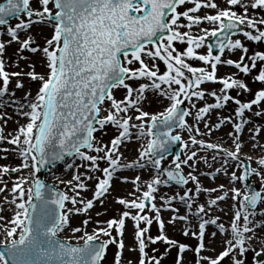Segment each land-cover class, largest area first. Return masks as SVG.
<instances>
[{
	"label": "snow or ice",
	"instance_id": "1",
	"mask_svg": "<svg viewBox=\"0 0 264 264\" xmlns=\"http://www.w3.org/2000/svg\"><path fill=\"white\" fill-rule=\"evenodd\" d=\"M33 3L36 5L35 8ZM226 3L229 9L218 10L216 15H205L201 18L190 13H196L201 8L218 9L214 0H207L206 3H201L199 0H2L0 2V26L9 25V20L12 18L19 21L14 27L7 28L8 43H18L20 53L24 51L42 53L47 69L46 74L43 75L37 74L34 70L28 73L6 72L2 59L6 45L0 42V80L3 82V86L0 87V106L17 103L15 100H4L6 96H15V93H9L8 90L10 76L27 75L32 81L40 82L35 97L29 99L31 97L29 92L23 98L27 103L18 105L22 115L27 118V123L18 129L12 139L7 140L8 144L16 146L21 157V167H0V177L23 169H29L32 177L31 186L25 188L24 185L28 181L22 178L15 181L10 190L12 199L7 202L15 205V213L4 226L6 243L0 245L3 248V251H0V264H101L106 250L113 244L117 248L115 264H121L124 243L122 239L116 240L113 231L116 236L122 237L126 219L134 221V236L140 254L139 264H160V260L155 257L149 261L145 251L147 242L156 244L161 240L165 244L177 246L175 241L167 239L163 234L156 238L150 236L145 238V233L149 229L141 227V222L151 225L153 221L150 217L139 213L144 212L146 202L155 200L154 193L161 184L167 186L169 182H174L182 186L187 185L190 179L196 183L195 191L197 193L202 191L195 175L189 173L186 178L180 171L182 165L193 167L189 161L197 156V152L186 154L184 160L176 155L172 162L176 171L166 170L162 165L165 153L172 145L181 144V151L188 148V144L179 134H172L176 128L187 130L190 134L193 130L186 122V117L191 115V111L183 109L181 105L186 100L191 102L193 97L203 99L205 93L199 89L206 82L222 84L221 91L225 93L234 87L245 92L250 91L245 83L232 77L217 80L218 64L235 67L239 72L248 75L251 69L257 67V61L264 62V53L257 52L254 56L248 57L251 61L249 67L245 62L248 49L240 40L230 38L231 35L236 34L235 30L239 25L256 29L257 24H264V19L256 21L247 18L248 8L264 9V0H249L248 3L245 0H226ZM185 4L195 6L188 8L187 11L178 12V7ZM234 6L243 8L244 15H237L236 11L230 10ZM21 16L26 17L27 22L20 19ZM181 18L187 23H180ZM205 21L218 26V29L217 27L211 31L201 29L205 35L199 37H193L190 32L179 31L181 28L191 29L193 25ZM33 25H47L52 28V35L46 40V46L42 48L33 46L35 41L31 35L23 41L19 39V33H27ZM256 31L255 35L247 31L243 35L249 41L264 42V31L258 29ZM218 32L222 35L218 36ZM208 37L217 38L221 54L225 51L241 50L244 55H241L239 62L231 59L224 61L220 55L213 56L211 47L208 48L206 55L197 54L195 49L202 47ZM174 42L186 44V50L178 52ZM148 45H152V48L148 49ZM144 57L153 64L151 66L147 64ZM20 59L26 57L20 56ZM193 59L209 65L211 71L192 67L185 62ZM157 61H162L166 67L163 74H158ZM29 67L34 69V65ZM186 73H190L191 76ZM254 79L264 84V68L259 69V74ZM140 80H146L148 83H141L137 88L127 83V81ZM162 85L168 87L163 88ZM16 87L23 88V84L17 82ZM117 88L127 90L123 100L118 101L113 95V89ZM149 91L169 101L163 111L155 114L142 111L143 103L148 100ZM211 95L216 97L215 93ZM232 99L227 94L216 97V103L196 111L195 119L203 120L210 109L223 107L221 100L227 102ZM106 101L110 102L109 108L103 107ZM234 102L239 105L236 116L242 121L241 124L233 125L235 135L229 134L233 136L235 151L191 138L193 145L198 144L200 148L214 153H224L222 168L216 169V173L222 170L227 172L226 166L229 160L239 161L242 147L239 134L242 124L246 122L243 121L244 112L246 109L250 110L253 105L264 102V90L258 91L250 103L241 104L239 100ZM24 108L29 111H23ZM129 109L137 113L134 119L140 123L131 122L133 116L128 114ZM256 115L259 116L261 113L257 112ZM226 122L232 121L229 119ZM107 125L118 130V135L110 141V146L102 144L94 135L98 131L102 132ZM219 126L217 124V127ZM205 127L209 126L205 124ZM133 128L137 130L135 133L131 131ZM196 134H201L198 128ZM133 135L137 139L147 138L146 143L141 144L136 161L122 165L120 163L122 153L119 152V148L130 141ZM2 139L4 137L0 132V140ZM0 151H8V149H0ZM66 158L88 162L90 167L86 172L102 173V178L97 177L98 183L95 186L93 199L88 200L87 203L70 197L66 192L55 190L38 177L42 170L50 171L61 163H65V171L72 168L73 164L66 163ZM212 159L215 161L217 156L213 155ZM100 161L106 162L107 166L100 168ZM204 162L207 164L206 158ZM257 164L259 170L238 164L237 167H244L243 174L237 175L236 172L231 174L232 184L237 181L243 183L252 175L260 177L261 190L257 191L248 184H245L243 193L235 187L231 188L233 193L231 198L238 202L239 208L230 221V229L218 224V218L205 220L201 214L207 216L208 212L203 205L196 212L191 213L202 221L199 223L198 235L193 233L199 241L193 249L198 257L196 264L202 262L221 264L226 257H231L232 264H245L243 259H238L232 253L238 250L239 256L243 257L249 251V247L245 245L254 238L247 234L254 233L256 228L264 227V221L257 223L254 219L257 216L264 217V212L256 211L257 205L264 202V158L259 159ZM149 165L156 175L146 184L147 190L131 201L123 198L116 201L125 209H137L138 214L131 215L129 211H124L119 218L106 221V227L98 226L91 234L85 231L79 237L83 240L82 245L73 246L57 239L58 234L66 229H69L73 235L82 231L79 227L71 226L70 216L73 210L76 213L86 212L94 206V201L100 200L103 203L101 198L109 192L114 173L126 168L143 169ZM77 167H84V164ZM161 176H166L167 179L162 180ZM92 178L90 175L86 176V179ZM73 181L76 184L70 189L71 191L79 195V191L86 190L79 174L73 175L66 183L71 185ZM131 182L139 191L140 177H136ZM5 190L0 188V193ZM203 191L216 192L218 189H203ZM226 196L227 193L210 200L208 208L215 206L217 200L226 199ZM192 199L194 198L187 194L180 196L181 202H184L189 210L192 209V204L188 201ZM66 202H70L73 208L66 209ZM78 203H84V207L76 209ZM150 210L156 213L155 219L163 230L160 210L155 204H152ZM171 210L176 211V209ZM186 219V216H174L169 223ZM83 223L86 227L89 221L85 220ZM9 224L10 227L7 226ZM208 224L215 225L221 235L230 233L231 236V239L225 240L224 250L215 258L200 255L205 250L204 240ZM183 234L188 236L189 232L185 230ZM216 235L217 232H212L211 238L215 239ZM102 236L108 239H100ZM178 249L180 254L189 250L183 244L178 245ZM252 250L255 252L254 260L261 258L256 260L255 264H264V247L260 251ZM177 264H180L179 256Z\"/></svg>",
	"mask_w": 264,
	"mask_h": 264
},
{
	"label": "bare ground",
	"instance_id": "2",
	"mask_svg": "<svg viewBox=\"0 0 264 264\" xmlns=\"http://www.w3.org/2000/svg\"><path fill=\"white\" fill-rule=\"evenodd\" d=\"M201 3H206L207 0H199ZM214 2L218 5V9H211V8H201L196 13H190V15L193 16H199L203 18L205 15H216L218 10H224L229 9V5L226 3V0H214ZM246 3L249 2V0H245ZM35 3H33L34 5ZM194 4H185L181 5L178 8L182 9L183 11H187L188 8L194 7ZM230 10L236 11L237 15H244L245 10L239 6H234ZM247 18L254 19L256 21H259L261 19H264V9H251L248 8L247 10ZM20 19H24L25 22H27L26 17H21ZM181 23H187V21L183 20L181 18ZM18 20H15L11 22L10 26H15L16 23H18ZM214 26L211 23L205 21L201 23L200 25H193L192 30L188 31L193 37H199L205 35L201 29H207L211 31ZM194 28V29H193ZM256 29L260 31H264V24H257ZM256 29H250L247 28V32L250 34H257ZM181 32H187L184 28L179 29ZM48 33V26L47 25H37L34 28H30L27 33L20 32L19 33V39L23 41L26 39L29 35H31L34 40L37 41L38 47H44L46 46V41H44L43 37L46 36ZM52 35V32L49 33L47 36V39H50ZM209 38V37H208ZM207 38V39H208ZM46 39V40H47ZM206 39V40H207ZM240 40L242 45L248 49L247 56L245 60L251 64V61L248 60V57L254 56L257 52L264 53V42H255V41H249L244 35L243 38L241 37H234L232 40ZM9 37L4 32L0 31V42L5 43L6 49L4 52V55L2 59L5 63H8V65L11 63L12 60L18 59L20 56L25 55V53L18 52V49L20 45L16 42H13L11 44L8 43ZM205 40V42H206ZM204 42V44H205ZM174 47L177 49L178 52H183L186 50L187 45L181 44L179 42H174ZM151 49V48H148ZM195 52L200 55H205L204 53V45L198 49H195ZM241 55H244L241 50H235L233 52L225 51L221 55V59L226 61L228 59H231L233 61H236L237 58H240ZM26 57V56H24ZM146 58V57H145ZM27 61V67L26 71L22 69L24 72H28L29 70L33 71L36 70L38 73L47 72V69L45 67L46 60L43 57L42 53H37L35 56H29V59ZM186 63L190 64L192 67L196 68H204L207 71H211V68L209 65L204 64L202 61L198 60H186ZM149 63L152 65L153 62L149 60ZM29 65H34V69L29 67ZM138 66V65H137ZM156 67L159 69L158 74H163L166 71V67L163 64L162 61L156 62ZM264 68V62L257 61V67L251 69L250 73L248 75H244L243 73L239 72L238 69L232 66H227L226 64H218L217 65V71H216V78L217 80L225 79L227 77H232L236 80H240L243 83H245L250 91H243L239 88H232L225 92H222L221 89H223V85L220 83H214V82H206L200 86L199 90L204 91L205 97L203 99H196L195 97L192 98L191 102L185 101L183 106H185L186 110L191 111V115L186 117V122L188 125L192 127L191 134L187 130H179V135L181 136V139L188 144V148H185L184 151H181L182 145L179 144V150H180V158L181 160L186 159V154H191V152L195 151L197 152V156L194 157L192 161H189V164L193 165V167H188L187 165H182L181 170L185 175L191 173L192 175H195L197 177V181L202 189L200 193H197L195 191L196 189V183L192 182L189 179V183L186 186L189 188L187 190V195L193 197L194 199L189 200L188 203H191L194 206L195 203L199 202L201 205H203L206 208V211L208 212L207 216H203L205 220L208 219H216L218 224H223L225 228L230 229V221L233 218L234 212L239 208V204L237 201L232 200L233 193L231 192V188L235 187L238 189V186L236 184L231 183V174L232 172H236L240 169V167H237L238 164H241L243 161H247L249 163V166L252 168H258L257 161L261 158H264V148L261 147L264 142V102H261L258 105H253L250 110L246 109L243 115V121H246L242 124V130L239 134V142L241 143L242 147L240 150V159L239 161H231L229 160L227 164V172L220 171L219 173H216V169L222 168L223 164V156L224 153H214L212 151H208L205 149L200 148V146L193 145L191 143V138L194 137L195 139L199 141H203L204 143H212V144H218L221 145L225 149H229L232 151H235V147L233 145V136L229 135L232 133L235 135L234 130V124H241V118L236 116V110L238 109L239 105L236 104L234 101L239 100L241 104H244L245 102L250 103L254 98L255 94L258 91L264 90V84L255 81V76L259 74V69ZM20 70V69H19ZM186 75L191 76L190 73H186ZM21 76H10L9 77V86L8 90L9 93H15V96H6L4 100H15L16 104H4L0 106V132H2V135L4 139L0 140V149H8V151H0V167H9V168H19L21 167V157L19 155L18 150L16 149L15 145H11L7 143V140L12 139V137L16 134L18 129L25 125L27 123V118L22 115L20 112L18 105L20 104H26L27 101H25L23 98L25 95L29 92H31V99L32 97H35L37 90L39 88L40 82L39 81H32L27 75H25L24 81H21L20 83L23 84V88H17L16 84ZM186 82V81H184ZM132 87L137 88L141 83H148L146 80L141 81H127ZM3 86L2 80H0V87ZM163 88H167V85H162ZM173 87H176L173 85ZM124 88H117L113 89V95L115 98L119 100H123L126 93L123 94ZM211 93H215L216 97H220L224 94L229 95L232 97V100H229L227 102H224L223 100L220 101V103L223 105V107L219 109H210L209 112L204 116V119L201 121H197L195 119L196 111L204 106H207L209 104L216 103V97L211 95ZM148 100L143 103L142 105V111L148 112L150 114H155L160 111H163L165 107L168 106L169 101L159 97L157 95H154L151 91L147 93ZM193 105L195 107H193ZM104 108L110 107V102H105V105H103ZM23 111H29V109L24 108ZM259 112L261 115H256V113ZM105 113H102L104 115ZM129 115L133 116L132 123H140V121H136L134 119L135 113L134 110H129ZM231 120L232 122H226L228 120ZM225 121V122H222ZM205 124H207L209 127L206 128ZM217 124L220 126L217 127ZM199 129L200 135L196 134V129ZM257 129H259V132L257 133ZM5 131V133L3 132ZM133 133H135L137 130L133 128L131 130ZM99 134H102V139L100 142L102 144L109 145V141L113 138H115L118 135V130L111 125H107L105 129L101 132L98 131ZM8 136V137H7ZM142 139L146 138H140L137 139L135 135L132 136L130 141L125 142L122 144L119 148V152L122 153V159L120 163L126 164V163H132L138 159V156L135 154L130 153V150L132 148H135L139 145ZM92 155H95V153H90ZM216 155L217 159L213 161L212 156ZM248 157H251V159H248ZM205 158L207 159V164L204 162ZM82 162L84 164V167L82 169V181L84 184H86L85 187L91 188L92 186L96 185L98 183V179L102 178L99 174L100 172H86V169L90 167L88 162L80 161L79 159H70L67 161V163H72L73 166H75L76 163ZM105 162L100 161L99 166L100 168H103ZM147 169V168H146ZM146 169L144 172H146ZM142 175L141 172H138L135 168L130 169H123L121 171H117L113 175V179L111 180V187L109 189V192L102 197L103 203H101L100 200L94 201V206L91 208L93 211H86V212H80L76 213L75 210H73V213L70 216V223L73 227V224L78 221H85L88 220L90 222L91 217L94 218H101L104 219L105 217H110L111 219H117L119 218L120 214L124 211H129L131 215L138 214L137 209H125L124 206L118 204L116 201L117 199L123 198L126 200H133L135 199V196H133L134 193L130 192V184L129 181H131V178L133 177V174ZM63 174H66L65 170H54L51 169L50 171H47L46 178L49 179L47 182L52 184L55 188L59 189L61 192H66L70 197H75L77 200H83L84 203H87L89 199L88 194L84 191H79V195L76 194V192L71 191L72 185H69L67 183H63L62 177ZM215 174V175H212ZM92 176V179H86V176ZM25 179L28 181L27 184L30 183V179L32 178L30 176V170L29 169H23L19 172H10L8 174L3 175L0 177V188H5L6 190L2 193H0V217H3V219H0V245H3L6 243V236L4 232V226L6 225V222L10 221L15 213V205L9 204L7 201H10L12 199V195L10 193V190L13 186V183L15 181H19L21 179ZM44 179V180H45ZM126 180L124 185H122V181ZM143 183V182H142ZM144 184V183H143ZM249 184L251 187L256 189L257 191L261 190V182L260 177L252 175L249 178ZM26 185V184H25ZM24 185V186H25ZM221 185L223 188L221 189ZM218 189L216 192H207L203 191V189ZM239 190V189H238ZM166 194L169 196V199L166 201H171L169 203L170 205L163 204L160 196L161 193ZM181 193V192H179ZM227 193L226 199L224 200H217V204L211 208H208L209 201L212 199H216L218 196L224 195ZM155 200L152 201V204H155L156 208L160 210L159 215L160 219L163 221V230H161L159 222L155 219L156 213L155 212H149V213H139L140 215L148 216L152 219V224L147 225L143 221L141 222V227H148L149 231L145 233V238L152 235V238H155V235H161L167 237V239L175 241L177 246L165 244L166 246H169L170 249L165 251L162 254V258L165 261V264H177V258L180 257V264H196V261L198 259L195 251V247L198 245L199 241L195 238L193 233H196L198 235L199 232L195 231L194 223L202 222L197 216L192 215L187 211L186 204L184 202H181L179 194H176L172 190H167L166 192L157 190L156 193H154ZM7 198V199H6ZM84 203H78L76 204V209H82L84 207ZM66 209L73 208V205L70 202H66L65 204ZM192 207L191 211L196 212L194 208ZM171 209H176V211H172ZM256 211L258 212H264V202H261L257 205ZM100 215H97V214ZM192 215V216H189ZM174 216H186V220H176L173 223H169V221ZM255 222L259 223L261 221H264V217L257 216L254 218ZM10 227V224L7 225ZM251 226V225H250ZM134 229V223L131 221V219H126L125 221V228L123 232V236H116V240H123L124 248L122 250V258H121V264H133L135 257H137V250L138 246L135 241V236L133 234ZM187 230L189 232L188 236H185L183 233ZM217 232V235L215 239L211 238L212 232ZM59 235H67L71 236L72 232L69 229H66L65 231L59 233ZM247 235L254 236L253 240L249 241L248 244H246V247H249V251L246 252V254L241 257L238 254V250L232 255H236L238 259H243L245 261V264H251L250 263V254L254 251L252 249H255V251H260L262 247H264V227L256 228L254 233H248ZM151 237V236H150ZM226 239H231L230 233L221 235L219 233V230L216 228L215 225L208 224L206 225V234H205V250L200 254L201 256L206 257H212L215 258L219 255L220 252L224 250L226 247V244L224 243ZM186 245L189 250L185 251L183 254L179 253L178 245ZM110 249L113 252L117 250L116 245H110ZM131 249H136L135 251H132ZM115 262V260H114ZM202 264H206V262H202ZM221 264H232L231 257H226Z\"/></svg>",
	"mask_w": 264,
	"mask_h": 264
},
{
	"label": "rangeland",
	"instance_id": "3",
	"mask_svg": "<svg viewBox=\"0 0 264 264\" xmlns=\"http://www.w3.org/2000/svg\"><path fill=\"white\" fill-rule=\"evenodd\" d=\"M0 2H2V0H0ZM33 7L35 8L36 5L34 4ZM177 11H178V12H182V9L178 8ZM21 17H24V16H21ZM15 20H17V19H14V20L10 21V22H9V25H5L4 27H0V31L4 32V35H5V34L7 33V28L10 26L11 22H13V21H15ZM179 22L181 23V21H179ZM199 25H200V24H199ZM35 26H37V25H33L31 28H34ZM240 26H241V28H242L240 34H238V35H236V36H232V37H230L231 39L234 38V37H241V38H243V33H244L245 31H247V27H246V25H240ZM184 29H185L187 32L192 30V29H189V28H184ZM193 29H194V28H193ZM217 29H218V28H217ZM52 31H53L52 28L48 27V33L46 34L45 37H43L44 41H46L47 36H48L49 33L52 32ZM6 35H7V34H6ZM210 38H211V37H209V38L206 40L205 44H204V53H205V55L207 54V51H208V48H209V46L207 45V42H208V40H209ZM34 41H35V44H34L33 46H37V41H36V40H34ZM147 48H152V45H148ZM23 53H25V55H23V56H26V59H20V57H19V60H18V59H15V58H14V60H12L11 63H10L9 65H8V63H5V62H4V63H5V69H4V70H5L6 72H8V73H13V72H22V73H26V72H24V71H26V70L28 69V68H26V67H27L26 65L28 64L26 60L29 59V56H35L37 53H31V52H28V51H24ZM219 55L221 56L222 54L220 53ZM213 56H214V55H213ZM144 59H145V62L151 66V64L149 63V59H148L147 57H146V58L144 57ZM239 60H240V58H237L236 62H239ZM150 61H151V60H150ZM245 62L248 63L246 60H245ZM248 64H249V67H251V64H250V63H248ZM21 65L23 66L22 69H23L24 71L21 70ZM136 66H137V65H136ZM242 66H243V65H242ZM137 67H138V66H137ZM19 69H20V70H19ZM31 70H32V69H31ZM31 70H29L28 72H31ZM34 71H35L37 74H41V75L46 74V71H45V72H42V73H40V72L38 73L36 70H34ZM28 72H27V73H28ZM23 76L25 77V75H21V77L19 78V80H18L17 82L24 81ZM140 81H141V80H140ZM137 82H138V81H137ZM38 85L40 86V84H38ZM126 91H127V90L125 89V90L122 92V96H123L124 93H126ZM124 95H125V94H124ZM124 97H125V96H124ZM124 97H123V98H124ZM245 103H247V102H245ZM181 106H183V105H181ZM183 107H185V106H183ZM129 110H130V109H129ZM179 130H180V129L177 128V129L174 131V132H175L174 135L179 134ZM3 132L5 133V131H3ZM94 135H95V137H96V139H97L98 141H100V140L102 139V134H99L98 132H96ZM7 137H8V136H7ZM146 139H147V138H146ZM146 139H142L141 142L139 143V145H138L137 147L132 148V149L130 150V153L139 156L140 146H141V144L146 143ZM111 140H112V139H111ZM111 140H110V141H111ZM110 141L108 142V143H109V146H110ZM262 145H264V142H263ZM263 148H264V147H263ZM177 150H178V152H177L176 154H172L171 156L165 157V159L162 161V165H163L164 169H165V168H168V169H170V170L176 171V169H175V165H174L172 162H173V160L175 159V156H176V155H179V156H180L179 143H177ZM85 151H86V150H85ZM70 159H73V158H67V159H66V163H67V161L70 160ZM80 164H82V162H78V163L75 164V166H73L72 168H69V169L66 170V174H63V177H62V181H63V183H66L67 181H70V180L72 179V176H73V175L79 174L80 176H82V173H81V172H82L83 167H77V166L80 165ZM241 164H242L243 166H244L245 164H247V165L249 166V163H248L247 161H243ZM106 166H107V165H106V162H105L103 168L106 167ZM52 169H54V170H62V169L65 170V163H61V164H59L57 167L52 168ZM135 169H136L138 172H141V173H142L141 176H140V175H137V173H136V174H133V177L131 178V181H133L136 177H140L139 191H137V186L134 185L131 181H129V184H130V192L134 193L133 196H135V199H136L137 197H139V196L141 195V193H142L143 191H146V190H147V188H146V184L151 182V180H152L153 177L156 175V173H155V171L151 168L150 165L147 167V169H146V168H143V169H142V168H139V167H136ZM145 169H146V172H144ZM180 171H181L182 175H184V176L187 178V175H185L181 169H180ZM243 171H244V167H240V169L237 171L236 174H237V175H241V174H243ZM46 174H47V173L44 174L43 179L46 178ZM99 176L101 177V176H102V173L99 174ZM38 177H39V174H38ZM249 178H250V177H249ZM161 179H162V180H166L167 178H166V176H161ZM46 180L48 181L49 179H48V178L45 179L44 182H45ZM29 181H30V183H29V184H26V185H25V188L31 186L32 178H31ZM47 181H46L45 183H47V184L49 185L50 183L47 182ZM142 182H143L144 184H143ZM75 184H76V182L73 181L72 184H71L72 187H73ZM121 184L124 185L125 182H122ZM235 184L238 186V189H239L242 193L244 192L245 184L250 185V184H249V179H248L247 181L243 182V183L237 181ZM50 186H52L55 190L60 191L59 189L55 188L52 184H50ZM85 186H86V184H85ZM95 186H96V185L92 186L91 188L85 187L86 190H85L84 192H86V193L88 194L89 199H93L94 192H95ZM186 186H188V185H182V186L179 185V186H175L173 182H169V184H168L167 186L161 184V185L158 187V190H160V191H164V192H166L167 190H172V192L174 191L176 194H179V195L182 196V195H185V194L187 193V190L189 189V188H187ZM252 188H253V187H252ZM179 192H181V193H179ZM241 198H242V197H241ZM159 199H161V201H162L163 204H166L167 206L170 205L169 203H165V201L169 199V196L166 195V194H163V192L161 193V196H160ZM194 206H195V207H193V205H192V207L194 208V210L197 211L198 208L201 206V204H200L199 202H197V203L194 204ZM151 207H152V201H151V202H146V208H145V210H144L143 213L146 214V213H149V212H153V211L150 210ZM186 209H187V211H189V213H190V212L193 213V211L189 210L187 207H186ZM88 211H93V210H92V209H89ZM137 213H138V212H137ZM191 213H190V214H191ZM201 215H202V214H201ZM189 216H192V215H189ZM110 219H111L110 217H105L104 219H101L100 217H99V218L91 217L90 222L87 224L86 227H85V225H84V223H83V222H84L83 220L78 221V222H75V223L73 224V227H79V228H81V229H82L81 232L76 233L75 235L72 234L71 236H67V235H61V236H60V235L58 234V237H57V238H59V239L65 241V242H68V243H70V244H80V243H83V240L79 239V237H81V236L84 234L85 231H86L87 233L91 234V233L93 232V229H96L98 226H104V227H106V221H108V220H110ZM131 221L134 223L133 220H131ZM199 223H200V221L197 222V223H194V226H193V227H195V231H197V232H199ZM134 233H135V227H134V229H133V234H134ZM113 236H114L115 238H117V237H116V233H115L114 231H113ZM150 236L152 237V235H150ZM158 236H159V235H155V238L158 237ZM17 238H18V237H17ZM100 239L104 240V239H108V238L102 236ZM169 249H170V247H169V246H166L165 243H164V241L158 240L156 244H151L150 242H147V247H146L145 251H146V253H147V256H148L149 261H152V258L155 257L156 259H159V260H160V264H165V261H166V260H164L161 256H162V254H163L165 251H167V250H169ZM116 251H117V250H116ZM116 251L113 252V254H112V251H111V249H110V245H109L108 249L106 250V255H105L103 261L101 262V264H115V262H114V258H115V253H116ZM160 255H161V256H160ZM254 256H255V252H253V253L250 254V263H251V264H255V262H256V258H255V260H254ZM139 258H140V254H139V251L137 250V257H135V259H134V263H133V264H139ZM260 259H261V258H260Z\"/></svg>",
	"mask_w": 264,
	"mask_h": 264
},
{
	"label": "water",
	"instance_id": "4",
	"mask_svg": "<svg viewBox=\"0 0 264 264\" xmlns=\"http://www.w3.org/2000/svg\"><path fill=\"white\" fill-rule=\"evenodd\" d=\"M170 149H172V146L170 147ZM170 149L167 153H165V155L169 154L170 153ZM45 170H42V173L44 172Z\"/></svg>",
	"mask_w": 264,
	"mask_h": 264
}]
</instances>
